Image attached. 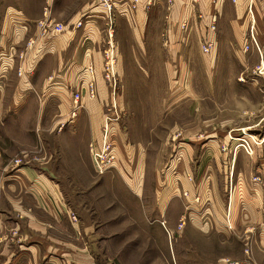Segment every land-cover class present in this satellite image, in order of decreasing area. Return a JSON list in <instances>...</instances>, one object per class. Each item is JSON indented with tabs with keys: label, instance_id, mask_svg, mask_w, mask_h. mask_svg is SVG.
<instances>
[{
	"label": "crops",
	"instance_id": "1",
	"mask_svg": "<svg viewBox=\"0 0 264 264\" xmlns=\"http://www.w3.org/2000/svg\"><path fill=\"white\" fill-rule=\"evenodd\" d=\"M110 1L109 10L100 0H53L45 11V0H0V54L6 55L8 62L0 77L4 78L0 79L3 81L2 85L0 83V264H122L116 255L118 245L111 243L117 239L118 233L110 232L106 236L101 224L92 223V220H98L96 212L86 213L81 203L76 207L68 192L82 187L98 188L102 183L91 180L95 178V169L90 150L94 143L92 149L101 142L104 116L108 109L111 115L114 103L119 110L125 109L124 87L118 83V91L113 97L111 84L104 77L103 50L108 42L113 40L114 47L119 46L123 31H127L131 44L145 46L150 38L156 37L154 28L161 29L160 44L169 47L213 42L215 30L210 25L214 15L230 12L234 14L230 26L233 36L228 44L241 45L247 30L246 13L256 14V24L257 14H264V0H138L135 7H132L133 0ZM45 17L61 23L62 30H50L42 35L39 23ZM260 22L263 32L264 21ZM19 51L23 53L22 58L16 54ZM215 54V47L209 53H199L204 71L217 60L218 55L215 58ZM116 56L118 79L117 52ZM187 58L191 60L192 56ZM239 61L244 64L246 59ZM259 61L264 63V43ZM242 73L245 76L246 71H241L239 76ZM251 76L249 81L238 77L239 80L234 83L238 85L239 94L232 90L233 96L230 97L238 98L245 104L248 101L246 88L254 86L263 99L264 71ZM13 82L12 89L8 90ZM90 83L94 84V96L89 92ZM75 92L80 93L77 101L74 100ZM178 99L181 98H176L173 104L165 107L175 108ZM231 106H227L228 112L224 115L229 123L235 120L239 109ZM263 108L262 102L255 111L261 112ZM231 126L230 129H234ZM240 127L247 130L251 125L240 124ZM254 127L253 155L238 153V158L245 157L244 166H234L237 176L235 190L224 204H230L234 222L237 218L259 217L261 213L262 193L257 188L251 190L248 178H244V174L246 176L250 171L264 174V129L257 123ZM121 130L120 119L109 123V137L116 154L114 170L122 179L119 186L123 193L137 201L130 204L131 209L127 207L123 212V220H128L127 216L134 214L137 204L143 201L142 179L145 171L139 161L144 153L140 154L136 165H129L127 158L133 155L134 148L125 141ZM179 145L184 144L180 142ZM86 147L87 165L84 161ZM179 150L182 157L190 153L183 146ZM13 154L19 161L11 165L12 157L8 158ZM68 154L83 167L85 164L90 181L89 177L85 181L84 170L82 179L65 176V168L60 173L56 157L63 158ZM250 158L254 159L253 163ZM234 164H229L231 169ZM184 172L183 168L177 171L173 194V186L168 187L161 179L155 184L156 215L150 221L154 230L138 232L147 239L143 245L147 255L142 258V264H173L171 245L167 243L168 236L175 232H167L161 221L167 212L168 199L178 194L179 179L181 187L184 185ZM191 214L187 215L188 219L194 217ZM145 217L143 215L144 220ZM199 218H194L193 222L199 224ZM118 219L119 216L106 218L111 222ZM87 222L92 225H87ZM205 224L203 227L208 230L210 225ZM199 233L210 235L211 232ZM218 233L222 234L223 242L232 235L231 232ZM183 235L187 236L181 232L177 240L180 237L183 240ZM110 236L111 241L108 239ZM242 236L243 249L237 257L230 253H216L210 258H194L186 263L182 259L184 253L191 257V252L199 251H194L192 247L187 249V246L183 249L182 244L176 246L175 243L176 264H228L230 259L251 264L250 260L247 261L246 248L250 249L251 260L264 264V219H261L258 232H242ZM132 246L134 244H127V252L132 251Z\"/></svg>",
	"mask_w": 264,
	"mask_h": 264
},
{
	"label": "rangeland",
	"instance_id": "2",
	"mask_svg": "<svg viewBox=\"0 0 264 264\" xmlns=\"http://www.w3.org/2000/svg\"><path fill=\"white\" fill-rule=\"evenodd\" d=\"M100 1L103 2V0ZM107 1L111 4L110 0ZM233 15L230 12L214 15L210 27L215 30V43L214 40L211 41L210 46L205 44L208 41L198 44L173 45L172 47L161 45L159 41L162 37L161 29L154 28L153 32L156 33V37L150 38L145 46L131 44L127 31H123V37L120 39L122 43L119 46L115 48L112 40L104 47L103 63L106 52H111L116 76V52L119 56L120 76L117 79L115 90L112 87L111 90L114 91L112 96L115 97L118 91L116 88L119 85L124 87L125 109L119 110L114 103L111 112L113 116H118L117 120L120 119L125 141L131 143L134 148L133 155L127 158V163L131 166L136 165L140 154L144 153L143 159L139 161V165H142L145 171L142 179L143 201L137 204L134 214L127 216L128 220H123L124 210L126 211L127 207L131 209L130 204L137 203V201L125 192L123 193L119 186V181L122 179L119 173H116V169L114 170V165L109 170L98 172L93 164L95 178L91 180L102 182L98 184L99 187L70 189L68 191L70 194H68L76 207L80 206L78 203H81L86 213L96 212L95 217H98V220H92V223L101 224L105 235L110 232L118 233L117 239L111 241V236L108 239L111 243L118 245L116 255L119 256L122 264H142L144 256L147 255V249L143 246L147 239L138 232H153L154 230L153 223L150 221L156 215V200L153 196L156 193L155 184L161 179L163 184H168V187L173 186L172 194L175 193L176 174L179 168L186 171L183 176L184 185L181 187L179 179L178 194L168 199L167 212L161 221V226H165L167 232H175L171 233V237L168 236L167 243L171 245L170 255L173 264H176L177 260L175 249H173L175 243L176 246L182 244L183 249L187 246V249L192 247L194 251H199V253L191 252V257L190 254L184 253L183 263L194 258L204 260L216 253H230L237 257L243 249L242 232H258L260 229L261 219H264V174L261 172L251 173L250 171L246 176L244 174V178H248L247 181L252 187L251 190L257 188L262 193L259 217H246L243 220L237 218L234 222L231 217L230 204L227 203L224 206L237 181L234 166L235 168L237 165L244 166L245 157L238 158V153L241 151L252 156L253 142L256 138L253 131L254 125L261 124L264 129V108L261 112L255 111L258 105L264 103V98H261L258 89L254 86L246 88L248 101L245 104L244 101L239 102L238 98L230 97L233 96L234 91L235 94H239L238 85L234 83L238 77L249 81L250 77L252 79V74L264 71V63L259 61L264 43V30L262 32L260 28V21H264V14H257L258 24H256V14L246 13L244 19L247 21V30L242 44L229 45L228 42H232L233 36L230 28ZM41 20L48 23L53 22L49 17ZM46 25L43 24L40 27L42 35L50 31V28L43 30V27L48 26ZM204 46L208 47L207 51ZM214 47L215 58L218 55L217 60L215 59L211 68L209 65L207 71H204L199 53H209ZM16 54L21 58L23 56L22 51ZM170 55L172 57H169ZM188 55L192 56L191 60H188ZM243 59H246L244 64L239 61ZM5 63H8L6 55L0 54V77L4 74ZM226 70H228L227 73ZM241 71H246L245 76L243 73V76H239ZM14 82L8 90L12 89ZM179 97L181 99L177 100L175 108L174 106L165 107L173 104V101ZM231 105L239 109L235 120L229 123L228 117L224 115L228 112L227 106ZM234 106L231 107L234 109ZM239 120L240 124H250L251 127L247 130L241 128ZM230 125L234 129L231 130ZM257 128L262 129L260 126ZM256 141L260 140L256 139ZM180 142H183V148H187V153L190 152L188 156L184 154L182 157V153H179V149L182 148L179 145ZM92 148L90 150L91 161ZM40 152L43 154L42 148ZM86 153L87 147L84 150V161L87 165ZM13 155L8 158L10 160L12 157L11 165L18 159ZM56 158H58L57 164L61 174L65 168L67 171L65 176L82 179L84 170L85 181L87 177L90 181L85 164L83 167L70 154L63 158ZM183 159L184 162H182ZM250 160L253 163L254 159L250 158ZM229 164H234L232 169ZM103 183L105 184L102 185ZM168 193L171 195L169 189ZM169 194L168 197H170ZM189 212H192V216L194 214L192 219L187 217ZM143 215L146 216L145 220ZM110 216H119V219L113 222L106 220ZM194 218H199L197 219L199 224L193 222ZM88 223L87 225H92ZM205 223L210 225L208 230L203 227ZM181 232H185L187 236L183 235V240L181 237L177 240ZM199 232L211 233L204 235ZM218 232H231L232 235L223 242V236ZM127 244H134L132 251L127 252ZM150 245L151 243L148 247ZM123 247L126 250L122 251ZM103 255L105 256L104 253Z\"/></svg>",
	"mask_w": 264,
	"mask_h": 264
},
{
	"label": "built area",
	"instance_id": "3",
	"mask_svg": "<svg viewBox=\"0 0 264 264\" xmlns=\"http://www.w3.org/2000/svg\"><path fill=\"white\" fill-rule=\"evenodd\" d=\"M52 1L53 0H45V6H44L45 11H47L48 5ZM137 1L138 0H133L132 7H135V3ZM102 3L110 10L111 4L107 0H103ZM39 24H40V27L43 26V24L48 25V26L46 25L47 27H43V30H45L46 28H50L49 30L60 31L63 28V25L61 23H58V22L48 23V22L41 20ZM78 24H80V22H78ZM205 44L210 46V45H212V42L208 41ZM204 49H205V51H207L208 47L204 46ZM106 53L107 54H106V57H105V60L103 63V65H104V70H103L104 77L111 84V87L115 90V86H116V82H117V76H116L114 68H113L114 59H113V55L111 52L110 53L106 52ZM89 92H90L91 96H94L95 88H94L93 83L89 84ZM73 95H74L75 101H77L80 98L79 92H75ZM117 117L118 116L111 115L109 109L104 116L101 142H100L99 146L97 148L93 149V151H92V161H93V164H94V166L98 172H104L114 165L116 154L113 150V142L111 141V139L109 137V123L112 120H117ZM18 161H19L18 159L15 160V162H18ZM73 217L74 216L72 215V218ZM245 252L247 254V256H246L247 261L250 260L251 264H257L256 262L251 260L250 249L246 248ZM227 263L228 264H243L244 261L243 260H228Z\"/></svg>",
	"mask_w": 264,
	"mask_h": 264
}]
</instances>
